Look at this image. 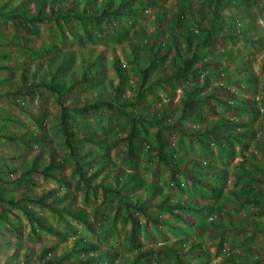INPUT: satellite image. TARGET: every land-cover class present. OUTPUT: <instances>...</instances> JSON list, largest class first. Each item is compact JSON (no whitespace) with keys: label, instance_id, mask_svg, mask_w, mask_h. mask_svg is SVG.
Masks as SVG:
<instances>
[{"label":"rangeland","instance_id":"obj_1","mask_svg":"<svg viewBox=\"0 0 264 264\" xmlns=\"http://www.w3.org/2000/svg\"><path fill=\"white\" fill-rule=\"evenodd\" d=\"M203 1L133 0L131 6L137 9L134 15L112 18L101 15L98 20L83 22L76 18L62 19L61 25L55 20L31 22L0 15V40L22 38L25 46H0V178L5 181L0 184L8 185L5 197L15 201L28 193L35 199L46 195L47 202L54 203V209L27 203L62 232L61 236L33 232L23 212L18 208L8 209L5 201L8 218L14 226L0 229V264H42L40 257L48 245L54 246L47 256L55 264H79L77 258L87 254L73 252L78 239L109 249L110 257L104 259L105 264H130L141 251L164 244L184 246L188 254L182 258L188 264H264V208L257 213L258 208L247 202L254 192L258 193L257 199L264 201V0H219L218 12L227 19L226 25L215 32L211 43L196 50L186 44L174 17L184 16L186 26L198 31L194 18H198ZM85 3L93 10H100L103 0H81L78 8ZM161 9H166L168 22L158 29L157 16ZM2 10L27 13L37 11L38 5L35 0H0ZM232 23L237 35L222 37ZM50 44L58 47L56 54L44 51ZM63 50L75 54L69 62L72 70L67 72L66 80L82 72L83 62L93 61L101 64V80L106 86L111 81L118 82L113 61L115 56H120L126 64L124 83L130 95L138 91L146 65L151 64L153 80L178 71L181 75L178 81H162L143 92L138 111L144 114L165 112L166 120L176 124L184 114L183 108L188 106L200 122L181 120L184 126L201 129L206 120L226 115L231 120H245L247 125L254 126L255 133L241 142L226 140L219 144L207 133L182 138L180 129H164L165 142L174 148V157L180 158V166L173 175L158 159L155 125L140 129L137 138L140 146L133 154L134 160H130L124 152V137L127 138L129 131L125 118L104 104L93 113V104L100 98L99 84L77 85L70 88L65 100L76 102L78 107L86 105L91 111L80 114L79 109L72 110L78 128L107 135V131L101 133L100 127L106 125L110 144L113 142L109 157L95 150L84 159L86 181L81 180L64 144L61 106L56 95L44 87L33 86L40 80L33 74L37 70L44 78L51 77L52 72L64 77V70L56 71L61 59L54 62ZM163 56L165 61L158 62L157 57ZM36 61L39 66L34 64ZM187 61L191 62L188 72L184 69ZM108 91L111 92V87ZM238 98H244L238 102L253 110L245 112L223 105L237 102ZM90 146L88 143L85 149ZM51 152H56L63 161L60 172L64 183L42 174H34L33 185L26 180L17 182L21 173L34 164L36 156H40V164L46 165ZM109 158L123 171L118 172L120 182L112 173L105 178L111 166L109 162L105 169L99 170ZM188 158L202 162L208 170L218 166L224 171L219 178L194 173ZM193 176L206 180L210 187L201 185ZM120 191L127 201L147 207V215L133 209L143 226L135 243L128 238L130 224L125 219ZM166 196L173 203L182 199L196 206L213 204V209L188 212L181 218L168 209H160ZM67 201L87 210L95 223L94 231L62 209ZM154 216L168 218L172 225L157 227L148 221ZM2 226L4 223L0 222ZM202 250L207 252L206 256L196 254ZM94 253L97 251L88 254ZM174 253L148 254L140 264H176Z\"/></svg>","mask_w":264,"mask_h":264},{"label":"trees","instance_id":"obj_2","mask_svg":"<svg viewBox=\"0 0 264 264\" xmlns=\"http://www.w3.org/2000/svg\"><path fill=\"white\" fill-rule=\"evenodd\" d=\"M133 0H103L101 4L100 10H93L90 8L89 3L83 4L82 7L80 6L81 0H35V3L38 5L37 11H29V12H13L11 10H2L0 11V15L5 16L9 19L13 20H27V21H46V20H55L58 24L61 25V20L64 19L68 21L69 19L76 18L78 20L86 21L95 19L98 20L101 15H106L109 17H117V16H131L136 14L137 9L133 8L132 5ZM186 2V1H185ZM218 2L219 0H204L202 3V10H198V18H194L196 26L198 27V31L194 29H190L186 26V20H184V16L178 15L174 17V21L177 24L176 28L186 39V44L188 46H194L196 50H200L207 44L212 42V36L215 34L216 31L220 30L222 26L226 25L227 19L222 16L218 12ZM77 6V9H76ZM166 9H161L158 13L157 19L160 26V29L164 23L168 22ZM229 30H225L221 36L224 38H232L237 34L234 31L235 24L232 23L228 27ZM72 31L73 29L70 28ZM207 30V31H206ZM203 31V36H201ZM22 38L11 37L9 40L7 38H2L0 40V46H18V47H25L22 43ZM58 47L55 44H50V46L46 47L44 51L50 53H57ZM2 55V54H0ZM74 52L63 50L54 59V62H58V66L56 71L58 73L63 71V76H58L55 72H52L51 77H42L40 76L39 71H35L34 77H40V80L37 84H33L35 87H44L48 89L50 92L54 93L57 97L59 105L61 106V113H60V124L64 135V144L68 147V157L69 159L75 163V168L79 172V177L81 180L86 181L85 171L83 170L84 167V159L91 155L95 150L100 151L101 155L103 156H110V148L113 146V142L110 144V139L108 135L110 133L109 128L106 125H101L104 133L107 131V135H102L98 132H95L91 129H86L81 131L77 124L75 116L72 112L74 109H79L80 114H90L91 111H88V107L83 105L78 107L76 102L73 101H66L65 96L69 92L71 87L82 85V84H95L98 83V96L100 97L96 102L93 104V113L96 109L99 108L100 104H104L107 109H112L117 115H120L125 118L127 123L129 124V131L126 135L127 138L124 137V145L125 149L124 152L126 156L129 157L130 160H134L133 154L137 147L140 146L137 142V138L139 137V132L142 127H146V125L151 124L156 126V138L159 142V149L157 152L158 159L163 162L167 167H169L173 171V175H175L176 171L179 168V161L180 158L174 157L172 151L174 148L171 144L166 143L163 138V130L166 128H177L180 129V134L182 138L184 136L190 137H200L203 133H207L212 135L219 144H223L226 140H233L241 142L244 138H246L250 134L255 133V128L252 125H247L245 120H231L226 115H222L211 120H206L205 126L201 127V129H197L196 127H188L184 126L180 123L181 120H187L190 123L200 122V118L194 116L193 109L191 107L183 108L184 114L180 115V118L176 124L170 123L167 119V115L165 112L162 114L158 113H151V114H144L142 111H138L142 100L141 96L145 90H148L151 86H155L156 84L161 83L162 81H171V80H179L181 77L178 71H172L169 74H162L156 77L154 80L151 78L153 72L150 68L151 64L146 65L143 69V76L144 78L141 80L139 87L136 89L138 90L135 95L127 94V85H125V80L127 78V69L126 64L123 62L120 56L114 57V67L118 73V82L111 81L109 86L104 85L102 79V74L100 70V65L96 62L89 61L83 62V70L79 74L73 75L69 80H66L67 72L72 70V66L69 64L70 61L74 58ZM166 59L165 56L162 58L157 57V61L162 63ZM37 62V61H36ZM37 66L40 64L34 63ZM191 62L187 61L186 66L184 69L186 72L190 71ZM40 68V67H39ZM182 68V67H180ZM28 67L24 68L23 74L26 76V72ZM150 77V80L148 78ZM26 80V77L23 78ZM147 83L146 86L144 84ZM111 87V92H109V88ZM238 101H244V98H238L237 102H227L223 105L227 106H234L237 109L243 110L245 112H250L253 110L251 106H243ZM21 106V104L19 103ZM201 115V114H200ZM203 117V116H202ZM40 122V126H41ZM34 138V137H33ZM90 146L88 149H85L86 146ZM260 149H261V145ZM56 152H51L49 155V161L46 165L40 164L38 161L40 156H36L35 162L31 167L25 169L21 175L20 179L17 182L26 180L28 183L33 185L35 179L34 174H42L48 179H52L57 183H64L65 178L63 174L60 172L63 167L62 159L58 158ZM93 161L95 157H91ZM188 161L192 162V171L197 174L201 175H210L212 178H219V174L224 171L220 169L218 166H212L211 170H208V166H205L202 162L199 161H192L191 158H188ZM109 164H111L109 171L104 174L105 178L108 177L111 173L113 177L116 178L118 182H120L118 172L120 171V166L111 158L107 160V164L100 166L99 170L102 171L105 169ZM87 163V162H86ZM198 183L205 186L206 188L210 187V183L206 180L199 178L198 176H193ZM123 180V179H122ZM1 183H5L3 179L0 178ZM125 182V181H124ZM7 183V182H6ZM8 185L0 184V222L4 223L0 229L3 230L8 226H14V222L8 218L7 215V208H5L4 203L5 201L8 203L9 208H18L20 209L24 216L28 220V224L31 227L32 231L38 233V231H46L58 236L62 235V232L57 228V226L51 224L47 221V219L40 214H38L27 202L36 203L42 207H49L53 208L54 203H49L46 200V195H42L41 197L35 199L34 196L31 194H24L23 197L19 198L18 200H14L12 198L5 197V190L7 189ZM252 189V187H249ZM214 191L217 188H213ZM252 190L248 191V194H251ZM33 193V192H30ZM122 195V202L125 205L126 209V221L130 224L129 228V235L128 238L132 243L138 240L143 226L141 221L136 217L135 211H142L145 215H147V207L139 202H134L131 200H126L122 191H120ZM258 193L254 192L252 198L248 199V203L257 207V213L261 212L264 208V201L257 199ZM243 197V196H242ZM240 199L241 196L239 197ZM58 198L56 200H60ZM65 199V198H64ZM63 199V200H64ZM171 198L169 196L164 197L161 205L159 206L160 209H168L169 212L172 214L178 215L181 218H185L188 212L197 213L201 210H208L211 212L213 209V204H199L196 206L191 202H187L186 200L178 199L177 202H171ZM238 203H242V201H238ZM75 203L71 201H67L65 206L63 207L64 211L67 212L72 219L80 222L84 225L87 229L94 231L96 226L92 218L90 217L89 213L86 209L82 207L74 206ZM56 208V207H55ZM54 209V208H53ZM59 210V207L56 208ZM178 210V211H176ZM155 226H171L172 222L168 218H164L161 216H154L151 217V220ZM183 240V239H181ZM53 245H48L44 247V250L41 254V262L42 264H55L56 262L49 259L47 254L50 250H53ZM91 251H97L95 254H88ZM73 252L77 254H87V256H79L77 258V262L79 264H105L104 259L110 257L109 249H100L95 243L84 240L78 239L76 241V245L73 248ZM175 255L174 261L176 264H188L182 256L188 254L186 252L184 246H176L174 244L171 245H157L153 248H148L145 251H141V253L134 258V260L130 264H140L141 259L148 254H159L165 253ZM173 252V253H172ZM195 254V253H194ZM197 255L206 256L207 252L204 250L196 252Z\"/></svg>","mask_w":264,"mask_h":264},{"label":"crops","instance_id":"obj_3","mask_svg":"<svg viewBox=\"0 0 264 264\" xmlns=\"http://www.w3.org/2000/svg\"><path fill=\"white\" fill-rule=\"evenodd\" d=\"M64 201H65V200H64ZM64 206H65V205H64ZM64 206H63V207H64ZM46 208H47V207H46ZM62 209H63V208H62ZM59 210H60V208H59ZM47 221H48V220H47ZM48 222H49V221H48ZM44 232H46V231H44Z\"/></svg>","mask_w":264,"mask_h":264}]
</instances>
